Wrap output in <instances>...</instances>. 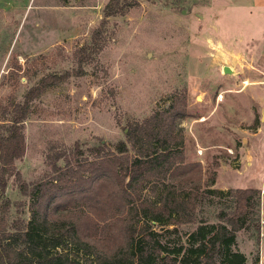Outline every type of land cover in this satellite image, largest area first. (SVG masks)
Wrapping results in <instances>:
<instances>
[{
	"label": "rangeland",
	"instance_id": "rangeland-1",
	"mask_svg": "<svg viewBox=\"0 0 264 264\" xmlns=\"http://www.w3.org/2000/svg\"><path fill=\"white\" fill-rule=\"evenodd\" d=\"M110 1L0 0V135L8 133L15 106L32 87L48 76L71 74L30 104L22 125L26 153L15 162L21 179L11 176L0 198L1 228L29 230L40 219L37 209L47 197L35 192L40 183L70 165L96 159L107 147L115 150L127 140L131 123L162 113L174 102L185 103L188 111L179 125L185 163L200 161L203 181L199 191L178 189L198 194L194 221L179 224V235L168 234L164 240L187 246L199 224L224 222L234 202L211 189H260L261 215L264 16L236 11L251 19L232 14L219 19L212 0H116L124 13L108 17L102 27ZM98 28L101 51L79 62L76 53L93 43ZM153 193L147 184L141 198ZM76 211L81 210L69 206L46 221L68 226ZM257 224L248 222L239 230L233 247L246 254L247 264H264ZM155 228L162 230L158 224ZM62 233L42 231L44 255L89 264L70 235ZM17 243L28 250L29 244ZM217 259L219 264L221 254Z\"/></svg>",
	"mask_w": 264,
	"mask_h": 264
},
{
	"label": "trees",
	"instance_id": "trees-1",
	"mask_svg": "<svg viewBox=\"0 0 264 264\" xmlns=\"http://www.w3.org/2000/svg\"><path fill=\"white\" fill-rule=\"evenodd\" d=\"M123 8L124 5L111 0L106 5L102 27L108 17L123 14ZM101 28L95 31L93 43L76 53L79 62L101 51ZM69 75L66 72L42 79L28 91L25 101L15 106L8 133L0 135V198L11 176L21 179L15 162L26 153L22 125L32 100L50 84L61 82ZM187 116L185 103L174 102L162 113L155 112L143 121L131 123L127 140L119 142L115 150L107 147V152L96 159L70 165L54 179L40 183L35 192L40 197L42 192L47 195L37 209L40 219L32 221L30 229L20 233L8 232L0 225V264H82L62 256L44 255L42 231L57 229L70 235L90 259L89 264H216L219 254L222 258L219 264H247L246 254L233 247L237 232L248 222L257 221L259 231L261 190L258 188L211 189L214 193L230 195L234 202L233 211L224 215L226 221L199 224L189 234L187 246L180 242L171 246L164 240L168 234L179 235V224L194 221L191 214L198 194L181 193L178 189L191 187L199 191L203 181L202 163H185L184 136L179 125ZM168 178L171 183L166 181ZM147 184H151L154 193L141 198ZM69 206L81 211L73 212L75 220L68 226L47 223L46 218L63 213ZM156 224L162 230L156 229ZM14 241L19 245L29 244L28 250L14 246Z\"/></svg>",
	"mask_w": 264,
	"mask_h": 264
},
{
	"label": "crops",
	"instance_id": "crops-1",
	"mask_svg": "<svg viewBox=\"0 0 264 264\" xmlns=\"http://www.w3.org/2000/svg\"><path fill=\"white\" fill-rule=\"evenodd\" d=\"M212 2L214 9H216V14L219 15V19H224V16L231 14L242 21L251 19L249 17H242L243 15L241 14H235L237 12H243L247 16L250 14H255L258 17L264 16V0H212ZM253 18L258 19L256 17Z\"/></svg>",
	"mask_w": 264,
	"mask_h": 264
},
{
	"label": "built area",
	"instance_id": "built-area-1",
	"mask_svg": "<svg viewBox=\"0 0 264 264\" xmlns=\"http://www.w3.org/2000/svg\"><path fill=\"white\" fill-rule=\"evenodd\" d=\"M262 194H264V188L262 189ZM259 238L261 242L264 244V212L260 215L259 218Z\"/></svg>",
	"mask_w": 264,
	"mask_h": 264
},
{
	"label": "water",
	"instance_id": "water-1",
	"mask_svg": "<svg viewBox=\"0 0 264 264\" xmlns=\"http://www.w3.org/2000/svg\"><path fill=\"white\" fill-rule=\"evenodd\" d=\"M224 71H225L226 73H230V72H231V68H230L229 66H225V67H224Z\"/></svg>",
	"mask_w": 264,
	"mask_h": 264
}]
</instances>
